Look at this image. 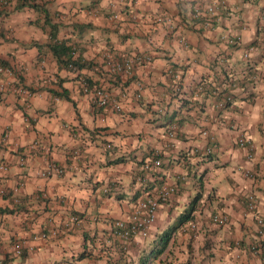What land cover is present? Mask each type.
Segmentation results:
<instances>
[{"label":"crops","instance_id":"crops-1","mask_svg":"<svg viewBox=\"0 0 264 264\" xmlns=\"http://www.w3.org/2000/svg\"><path fill=\"white\" fill-rule=\"evenodd\" d=\"M19 1L0 0V65L9 69L0 71V258L102 264L99 250L108 248L105 264H135L149 248L145 238L118 251L107 236L110 223L125 218L138 196L181 175L147 237H156L158 224L161 231L170 225V216L176 220L175 209L199 188L201 196L151 264H261L251 246L259 239L254 214L264 218V0H34L73 57L91 61L78 76L46 45L43 13L26 3L16 7ZM133 54L151 59L127 75L111 70L112 60ZM82 74L121 109L93 101ZM50 88H65L72 102ZM212 88L230 94L225 107L214 106ZM168 117L177 123L174 137L165 134ZM201 129L215 139L212 152L197 156L192 148L207 141ZM241 134L254 145L249 158L235 143ZM154 151L160 165L143 170ZM248 192L256 197L252 212L245 208ZM215 212L226 222L213 223ZM15 240L24 244L16 256ZM85 244L96 248L79 257Z\"/></svg>","mask_w":264,"mask_h":264},{"label":"built area","instance_id":"built-area-1","mask_svg":"<svg viewBox=\"0 0 264 264\" xmlns=\"http://www.w3.org/2000/svg\"><path fill=\"white\" fill-rule=\"evenodd\" d=\"M217 8L216 4H209L207 10L213 12ZM197 13L196 10H194ZM157 21L160 17L155 18ZM151 59L150 54H133L123 61L119 62L117 60H112L110 62V68L114 73L118 74H129L131 68L134 64H144L149 62ZM1 72H8L7 67L0 65ZM167 74H173V68L168 67L166 69ZM3 86L2 80L0 79V88ZM200 87V86H199ZM199 89V88H198ZM212 94H215L216 100L214 106L217 108L225 107V103L230 99V94L224 91H216L212 89ZM93 96L95 102L98 105L105 106L106 104H111L113 108L120 109L121 104L118 101L110 100L108 94L101 87H95L93 90ZM177 133V123L175 121L169 122L165 127V134L168 137H174ZM201 134H203L207 141L202 147H193L191 152L197 156L207 155L212 152L214 145V134L209 132L207 129H201ZM235 143L237 146L243 147L245 150V155L249 158L252 156V151L254 145L252 141L244 135H238L235 138ZM160 157L157 151H154L153 155L147 157L141 164L143 170L149 171L153 167L160 165ZM56 171H60V168L52 166ZM245 175L249 178L254 177V173L251 170H245ZM182 178L181 175H175L172 177L170 182H166L157 186L153 192L145 193L144 195L138 196L132 203L129 212L125 218H115L110 223L109 235L117 240L122 249L126 248L131 244L132 241L136 242L137 237H144L150 233V228L156 218V211L160 203L165 202L169 196L178 190L179 181ZM256 207V197L252 192H248L245 196V208L247 211H253ZM71 220H75V216H71ZM210 219L215 224H223L227 220V216L223 212L212 213ZM254 220L256 224V229L259 235V239L252 244V249L260 254L261 264H264V218L259 214H254ZM189 226L194 228V223H190ZM54 233V230H52ZM40 237H45L46 233H39ZM24 248L23 242L20 240H15L12 242L10 251L12 255L21 254ZM10 258H0V264H10ZM64 264H80L74 263L72 261L66 262ZM91 264V263H87ZM98 264V263H96ZM103 264V263H102Z\"/></svg>","mask_w":264,"mask_h":264},{"label":"trees","instance_id":"trees-1","mask_svg":"<svg viewBox=\"0 0 264 264\" xmlns=\"http://www.w3.org/2000/svg\"><path fill=\"white\" fill-rule=\"evenodd\" d=\"M24 3L28 4L29 6L33 7L36 10H39L43 13L42 23L47 25V27H48V38H49V40L46 42V45L50 49V52L54 56L58 65H62L64 68H67V69L76 70L77 76L80 74L78 71L79 69L91 67L92 64H91L90 60H86L79 55L73 57L74 49L71 47L70 44L65 43L66 39H59L56 37L57 24L54 22H51L49 15H48V12L42 4H40L39 2H36L34 0H20L16 4V7H19V6L23 5ZM1 5L2 4L0 2V12L2 9ZM35 44L37 45V43H35ZM0 62L4 63L3 60H0ZM80 80H81V85H82L83 89L84 90H90L92 95H93L94 88L99 87L98 82L92 80L91 77H89L88 75L82 74ZM49 91L51 92V94H53L55 96L63 97V98L68 99L72 102L70 97L67 95L65 88H61L60 90H57L55 88H50ZM92 98H93V101H95L94 96H92ZM187 102H189V100L183 99L182 97H179V101L177 100V103L180 104V106L185 105ZM228 102H229V100H228ZM228 102H226L225 104L227 105ZM106 105L110 106L112 109H115L109 103ZM120 109H116V110H120ZM169 118L170 117L165 119L162 123L164 124V123L169 122L170 121ZM178 122H180V120H178ZM107 144H108L107 146L111 145L109 142H107ZM104 145L106 147V143ZM109 148H111V147H109ZM121 160H123V158L118 157V158L113 159V162H118ZM143 189H146V187H144ZM200 196H201V189L199 188L190 197L187 206L176 216L175 222L168 225L165 229H163L161 232H159L156 235V237L153 238L152 245L147 250H145L144 253H142L139 256V258L137 259L135 264H151V261L156 259L163 252V250L165 249L169 239L171 238V234L174 231V229L177 226H179L180 224L191 219V215H192V211L195 207V203ZM9 211H12V209H9ZM75 213H77V212H75ZM107 236H108V238L111 237L110 235H107ZM113 240H114V238H113ZM113 242L114 243L117 242L118 251L122 250V246L120 245V243L117 240H114ZM138 242H140V240H138ZM92 243H93V241H92ZM86 245L87 244H85L83 249L80 251L79 257H83V256L88 255L92 248L93 249L96 248V247H94V244L91 246V248H89V245H87V246ZM106 249L105 250H101V249L99 250L101 252L105 251V256L103 257V260H104L103 264H105L108 261V258L111 256L108 248H106ZM122 264H126V263L124 262Z\"/></svg>","mask_w":264,"mask_h":264},{"label":"rangeland","instance_id":"rangeland-1","mask_svg":"<svg viewBox=\"0 0 264 264\" xmlns=\"http://www.w3.org/2000/svg\"><path fill=\"white\" fill-rule=\"evenodd\" d=\"M225 184V183H224ZM183 207V205H181V206H179V207H177L176 209H175V213H177L176 215H178V213L183 209L182 208ZM157 216H158V218H160L161 220L160 221H162V220H165L166 218H165V215L163 214L161 217L157 214ZM174 215H172V216H170V218H169V224H172L175 220H174ZM161 224H158L156 227H157V234L161 231ZM156 234V235H157ZM152 240H153V238H152V236H148V237H146L145 238V241H144V246H146V247H150L151 245H152ZM137 253V252H136ZM130 256H135L136 258H138V256L135 254V255H133V253L130 255Z\"/></svg>","mask_w":264,"mask_h":264},{"label":"clouds","instance_id":"clouds-1","mask_svg":"<svg viewBox=\"0 0 264 264\" xmlns=\"http://www.w3.org/2000/svg\"><path fill=\"white\" fill-rule=\"evenodd\" d=\"M150 233H151V232H150ZM150 233H149V234H150ZM146 237H147V235L144 236V237H142L141 239H144V238H146ZM139 238H140V237H139ZM136 242H138V239L136 240Z\"/></svg>","mask_w":264,"mask_h":264}]
</instances>
